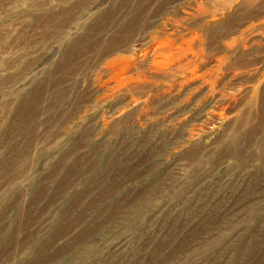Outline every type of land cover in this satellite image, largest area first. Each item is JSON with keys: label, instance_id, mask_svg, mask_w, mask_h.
Masks as SVG:
<instances>
[{"label": "rangeland", "instance_id": "374dc122", "mask_svg": "<svg viewBox=\"0 0 264 264\" xmlns=\"http://www.w3.org/2000/svg\"><path fill=\"white\" fill-rule=\"evenodd\" d=\"M0 264H264V0H0Z\"/></svg>", "mask_w": 264, "mask_h": 264}, {"label": "bare ground", "instance_id": "6f19581e", "mask_svg": "<svg viewBox=\"0 0 264 264\" xmlns=\"http://www.w3.org/2000/svg\"><path fill=\"white\" fill-rule=\"evenodd\" d=\"M188 50H189V49H188ZM202 50H203V49H202ZM202 50H201V51H202ZM189 51H190V50H189ZM189 51H188V52H189ZM183 52H184V51H183ZM175 53H176V52H175ZM194 54H195V53H194ZM178 56H179V55H178ZM185 56H186V54H185Z\"/></svg>", "mask_w": 264, "mask_h": 264}]
</instances>
